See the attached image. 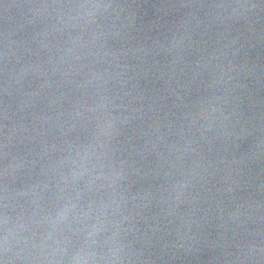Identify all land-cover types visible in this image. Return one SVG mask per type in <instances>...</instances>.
<instances>
[{
	"label": "water",
	"instance_id": "1",
	"mask_svg": "<svg viewBox=\"0 0 264 264\" xmlns=\"http://www.w3.org/2000/svg\"><path fill=\"white\" fill-rule=\"evenodd\" d=\"M0 264H264V0H0Z\"/></svg>",
	"mask_w": 264,
	"mask_h": 264
}]
</instances>
